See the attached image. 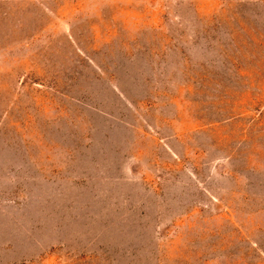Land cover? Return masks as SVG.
Returning <instances> with one entry per match:
<instances>
[{
  "label": "rangeland",
  "instance_id": "obj_1",
  "mask_svg": "<svg viewBox=\"0 0 264 264\" xmlns=\"http://www.w3.org/2000/svg\"><path fill=\"white\" fill-rule=\"evenodd\" d=\"M0 264H264V0H0Z\"/></svg>",
  "mask_w": 264,
  "mask_h": 264
}]
</instances>
